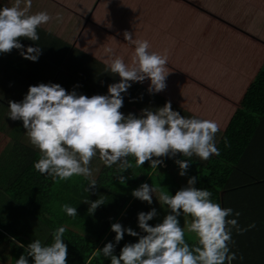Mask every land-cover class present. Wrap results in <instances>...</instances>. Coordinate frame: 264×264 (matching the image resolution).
<instances>
[{"label":"clouds","instance_id":"9594fccd","mask_svg":"<svg viewBox=\"0 0 264 264\" xmlns=\"http://www.w3.org/2000/svg\"><path fill=\"white\" fill-rule=\"evenodd\" d=\"M23 5V7H22ZM32 0H15L10 7L0 9V54L11 53L13 49L32 62H37L41 55L40 47H28L26 52L21 38L33 42L39 41L38 27L47 24L52 17L47 12L29 14ZM57 20L61 19L59 15ZM124 39L135 45L131 63H125L120 57L111 58L106 71L120 77L119 83L108 86V95L71 94L59 84H39L30 86L22 102L9 101L8 117L13 121H22L26 135L40 158L34 168L41 174H47L53 181L68 180L83 176L89 180L87 191L96 188L92 178L90 162L99 154L105 166L126 171L132 167L128 157H134L137 166L150 161L151 168H157L162 161L153 159L182 154L191 158L194 155L201 160H208L212 155H219L215 136L219 125L212 120L186 118L172 110L171 103L155 112L145 109L141 117H125L122 93H126L131 83L151 81L148 91L159 93L166 88L169 75L167 56L150 51L146 40L133 39L130 32L123 33ZM109 52L111 49L108 50ZM226 147L228 146L225 141ZM184 176L189 168V160H177ZM121 184L125 177H115ZM196 178L189 179L188 186L177 191L174 196L161 191L158 201L167 205L172 214H168L162 223L150 226L149 221L156 215L153 209L148 213H139L138 226L146 233L139 236L134 244L125 245L119 256L114 255V245L109 242L103 249H96L98 254L111 259V264H232L236 259L231 253L232 229L243 234L237 219H227L233 215V209L222 208L211 200L212 193L195 187ZM158 189L144 183L132 192L133 197L152 204V194ZM90 203L89 215L105 204L102 199ZM191 216L187 231L195 233L197 245L190 247L185 242V227L181 228L178 217ZM61 211L70 217L78 215L77 208L67 204ZM240 213H235L239 217ZM186 223V222H185ZM116 233L118 244L125 231L130 236L139 234L131 228L124 229L120 223L111 226ZM65 227H59L53 233V242L42 245L35 240L27 245L26 255H21L16 264H28V257L34 264H66L68 248L64 243Z\"/></svg>","mask_w":264,"mask_h":264},{"label":"trees","instance_id":"16d2710c","mask_svg":"<svg viewBox=\"0 0 264 264\" xmlns=\"http://www.w3.org/2000/svg\"><path fill=\"white\" fill-rule=\"evenodd\" d=\"M185 2L197 3L195 26L200 27V22L213 21L211 18H214L219 27L210 36L207 35L208 42H201L199 36L192 37L197 42H184L187 51L198 56L203 54L208 61L222 57L228 64L243 58L247 69L255 65L256 71L250 75L244 71L235 84L232 79L220 81L221 93H230L226 94L227 99L224 98L225 104L234 106V111L228 122L217 121L224 132L217 146L219 155H214L208 163L182 154L153 159L166 162L179 171L181 169L176 161L188 159L189 168L184 176L188 180L195 177V187L210 191L214 203L233 209V215L227 219H237L239 227L246 229L243 234L232 229L229 248L236 255L232 264H264V147L257 145L264 140L257 138L260 135L264 138V0ZM184 90L190 96H196L189 91V86ZM247 153L252 165L244 164ZM39 158L38 151L0 131V205L6 209L4 213L0 209V264H16L21 255H26L27 245L37 239L42 245H50L53 233L59 227L66 228L63 237L68 248L66 264H111V259L98 254L96 249H103L111 242L114 245L113 254L119 256L125 245L137 243L139 236L146 235L138 226L139 213L155 209L157 215L148 222L153 227L172 214L167 205L157 207L153 199L152 204H148L132 195L161 165L151 168L148 161L143 166H137L135 158L129 156L131 168L124 171L116 165L111 168L104 166L95 179L96 188L87 191L89 180L84 177L75 182L53 181L51 176L38 172L34 164ZM119 175L125 177L124 184L115 178ZM181 189L179 184L174 183L172 189H166V192L174 196ZM98 199L105 204L89 215L90 203L85 201L95 202ZM64 204L77 208L78 215L70 217L62 212ZM21 210L39 223V228L34 230L38 234L13 218ZM10 212L13 216L8 215ZM237 212L239 217L235 216ZM178 220L180 227H185V236L193 238L187 242L189 246H196L195 233L187 231L192 217L184 216L181 210ZM115 223H120L124 229L131 228L139 235L130 236L125 231L123 239L117 244L116 233L111 230ZM8 250L11 263L6 259ZM28 264H34L33 258L28 257Z\"/></svg>","mask_w":264,"mask_h":264},{"label":"crops","instance_id":"0c3cea01","mask_svg":"<svg viewBox=\"0 0 264 264\" xmlns=\"http://www.w3.org/2000/svg\"><path fill=\"white\" fill-rule=\"evenodd\" d=\"M14 2L0 0V9L10 7ZM37 12H47L52 20L38 27L39 41L21 38L20 43L24 45L25 52L28 47H40L42 52L38 61L24 59L17 49L0 54V121L3 122L0 131L38 152L28 138L12 135L9 124H5L10 119L9 101L22 102L29 87L41 83L59 84L69 94L75 91L88 97L108 95V86L119 83L120 77L106 71L107 63L111 58L120 57L130 64L135 50V45L124 39L125 31L130 32L133 39L148 41L150 51L167 56L169 74L166 88L159 93L148 91L150 80L130 82L131 87L121 94L123 107L120 111L125 117L132 114L140 118L143 110L155 112L170 102L172 110L186 118L228 122L234 106L225 104L224 97L227 99L226 94L230 93H221L220 81L232 79L235 84L244 71L249 75L256 71L255 65L247 69L243 58L237 61L233 58L234 62L228 64L222 57L208 61L203 54L198 56L187 51L184 42L196 41L193 36H199L201 42H208L212 32L219 28L214 18H211L213 21L200 22V27L195 26L197 3H186L185 0H165L163 3L140 0H32L29 14ZM57 15L61 19L57 20ZM259 65L260 59L257 69ZM186 86L197 97L185 93ZM223 134V127L219 125L216 146ZM260 136L257 138L264 139ZM257 145L264 147V140ZM213 156L208 160L193 157L208 163ZM244 164L252 165L248 153ZM160 165L145 182L158 189L152 194L157 207L163 204L158 201L161 191L172 189L174 183L185 188L182 179L184 184L189 181L180 175L176 167H169L166 162ZM104 166L97 153L90 162L93 179H97ZM156 173H162L166 179L153 182ZM138 177L142 178L141 175Z\"/></svg>","mask_w":264,"mask_h":264},{"label":"rangeland","instance_id":"374dc122","mask_svg":"<svg viewBox=\"0 0 264 264\" xmlns=\"http://www.w3.org/2000/svg\"><path fill=\"white\" fill-rule=\"evenodd\" d=\"M140 1H143V2H150V3H163L165 0H140ZM225 98V97H224ZM222 100V99H221ZM6 109V108H5ZM7 123L5 124H9V127H10V130L12 131L11 134L18 137V135H21L22 137L24 138H28L27 135H26V129H24L23 127V122L22 121H13L11 119L9 120H6ZM3 125V122L0 121V126ZM2 127V126H1ZM3 128V127H2ZM178 174V173H177ZM166 179V177L162 174V173H156L154 176H153V179L152 181L155 182H163L164 180ZM68 181H72V182H75V181H78V176H73L71 177L70 179H68ZM182 184L184 185V187H187L188 184H184V181L182 179ZM182 185V186H183ZM116 187V186H115ZM0 209H2V213L5 212V208L4 206H1L0 205ZM9 210V209H8ZM7 210V212H8ZM18 213L17 215L13 216V212H10L8 215H12L13 218L17 221L20 222L21 225H28L29 227H31L29 229L30 230H35L36 228H39V223H37L35 220H33L30 216H27L25 213L22 212H16ZM31 231V232H33ZM35 232V231H34ZM36 234H38V232H35ZM193 238L191 237H187L185 236V242H189V241H192ZM6 259H7V262L11 263L12 260H11V255H10V250H8L6 252Z\"/></svg>","mask_w":264,"mask_h":264}]
</instances>
